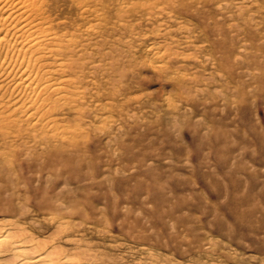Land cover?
<instances>
[{"label":"rangeland","instance_id":"374dc122","mask_svg":"<svg viewBox=\"0 0 264 264\" xmlns=\"http://www.w3.org/2000/svg\"><path fill=\"white\" fill-rule=\"evenodd\" d=\"M115 3L46 0L53 30L74 39L85 64L70 102H88L99 85L111 108L95 112L100 122L63 114L65 128L83 124L73 146L42 150L0 134V220L34 195L11 189L9 174L32 187L71 181L67 201L105 231L85 234L108 262L264 264V0L209 2L175 31L182 43L170 48L184 56L153 61L144 54L153 37L141 35L151 25L128 31ZM189 28L206 40L184 42ZM40 215L27 212L41 225L29 228L45 232Z\"/></svg>","mask_w":264,"mask_h":264},{"label":"bare ground","instance_id":"6f19581e","mask_svg":"<svg viewBox=\"0 0 264 264\" xmlns=\"http://www.w3.org/2000/svg\"><path fill=\"white\" fill-rule=\"evenodd\" d=\"M115 1V16L125 29L139 35L142 24L151 25L141 34L153 37V43L144 50L151 61L158 53H171L175 57L183 54L170 48V45L178 47L182 43L175 31L204 16L201 9L209 2L224 1L229 5V0H108V4ZM45 3L46 0H0V134L5 138L13 134L24 146L30 139L32 146L51 151L73 146L75 130L83 128L82 123L74 130L60 125L63 114H74L75 121L90 116L100 122L95 112L110 109L111 105L103 102L105 93L102 94L101 89L104 87L99 85L88 102L80 105L70 102V96L82 83L85 64L74 58L78 55L74 39L53 30L52 19L45 14ZM99 4L104 5L103 0H99ZM105 11L110 14V10ZM215 12L209 9L208 14L211 16ZM134 19L145 22L134 23ZM198 31L196 35L195 29L189 28L184 42L193 44L200 38L206 40L201 28ZM165 67L163 63L158 65L159 70ZM177 70L178 67L174 68ZM12 177L18 179L20 176L9 174L7 180H11V189L21 184L25 194L34 195L32 199L29 195L22 198L23 201H19L21 197L17 195L19 205L12 206L11 214L0 220V264H115L108 262L100 246L88 241L91 238L86 239L87 228L103 236L105 231H99V224L90 221L91 215L86 208H77L76 201H67L73 192L69 188L71 181H64L61 187L47 179L42 186L37 178L38 183L32 187L30 179L14 182ZM35 197L41 200H33ZM30 210L41 211V220L48 224L45 232L29 228V225L31 228L41 226L39 221H27Z\"/></svg>","mask_w":264,"mask_h":264}]
</instances>
